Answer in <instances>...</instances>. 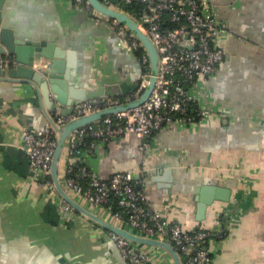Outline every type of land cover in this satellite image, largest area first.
Returning a JSON list of instances; mask_svg holds the SVG:
<instances>
[{
  "label": "crops",
  "instance_id": "0c3cea01",
  "mask_svg": "<svg viewBox=\"0 0 264 264\" xmlns=\"http://www.w3.org/2000/svg\"><path fill=\"white\" fill-rule=\"evenodd\" d=\"M2 1L3 25L16 42L46 40L63 50L61 67L72 86L103 85L117 94L137 86L142 66L136 52L98 11L71 0ZM205 1L228 32L220 36L223 59L193 90L210 113L189 124L163 125L142 147L135 135L97 140L90 152L80 149L73 159L85 161L101 178L132 172L149 207L185 230L215 227L214 216L229 214L228 234L210 242L212 264H264V0ZM46 111L59 114L47 108L34 84L0 79V264H122L107 230L76 211L60 212L53 192L29 168L22 130L43 127ZM68 158L65 141L60 179ZM69 194L121 224L104 207ZM201 195L209 201L204 213L198 211ZM135 245L148 264H175L164 248Z\"/></svg>",
  "mask_w": 264,
  "mask_h": 264
},
{
  "label": "built area",
  "instance_id": "2783aa9c",
  "mask_svg": "<svg viewBox=\"0 0 264 264\" xmlns=\"http://www.w3.org/2000/svg\"><path fill=\"white\" fill-rule=\"evenodd\" d=\"M100 1L107 7L125 12L150 39L157 51V72L153 87L144 101L134 107L103 115L68 133L69 158L60 182L67 192L77 193L92 205L104 207L128 230L166 239L177 249L181 264H212L210 242L219 241L228 234L231 225L227 223L229 214L220 212L214 216L215 227L185 230L180 223L149 207L147 196L136 185L132 172L117 170L109 177L101 178L85 161L74 160L73 156L79 150L75 149L76 146L85 137L88 138L85 149L89 152L97 140L108 141L128 135L139 138L142 147L145 139L163 125L189 124L207 116L210 109L198 101L193 90L198 79L211 75L223 59L220 36L228 33L225 24L218 17L214 5L205 0H141L145 5L135 13L123 7L133 0ZM71 2L79 8L92 9L88 0ZM108 20L116 35L136 52L142 66L139 82L128 94L103 93L97 99L75 103L66 115H53L57 125L100 108L132 100L139 96L148 82L151 75L149 56L140 39L126 24L115 18ZM21 138L20 146L26 153L29 168L39 184L57 196L56 208L60 212L76 211L57 192L50 174L57 145L54 128L47 121L37 130L24 128ZM74 161L81 163L78 177L67 175ZM111 194L116 196L119 210L112 209L109 203ZM107 232L126 264H148L147 255L137 248L134 241L114 231Z\"/></svg>",
  "mask_w": 264,
  "mask_h": 264
},
{
  "label": "water",
  "instance_id": "95a60500",
  "mask_svg": "<svg viewBox=\"0 0 264 264\" xmlns=\"http://www.w3.org/2000/svg\"><path fill=\"white\" fill-rule=\"evenodd\" d=\"M88 2L92 9L104 15L107 19L115 18L119 22L126 24L135 33L148 52L151 75L139 96L132 100L100 108L99 110L73 118L64 124H55L52 118L53 116L47 113V111L45 112L46 119L54 128L57 138V145L50 164V174L54 186L57 192L71 203L77 212L98 223L104 229L114 231L134 242L149 243L164 248L173 256L175 264H181L177 249L166 239L134 233L126 227L121 226V224L115 225L105 220L79 204L69 192L63 188L58 177V160L68 133L73 128L90 123L93 120L101 118L103 115L134 107L144 101L153 87L155 74L157 72V51L150 39L137 28L136 22L125 12L107 7L102 4L100 0H88ZM2 3L3 1L0 0V79L34 84L37 88L38 95L43 99L47 108L50 110L58 109V113L61 115H66L70 112L75 103L88 99H97L101 94L109 93L108 89H105L103 85H100L96 89H87L83 87H74L69 84L68 76L61 67L63 62L60 59L64 55V52L51 42H47L46 40H25L24 42H16L13 31L3 25L1 14ZM44 59H46V61H44ZM134 88L136 87L134 86ZM57 103H64L70 106L60 107ZM167 171L163 170V177L161 178L163 181H166L165 178L169 179L168 173L166 174ZM137 186H139L138 183ZM202 190L200 192H202ZM55 199L57 200V196ZM207 203H209L208 198H204L203 195H201L198 203L199 213H204ZM109 238L112 241L118 260L122 264H126L114 240L111 237Z\"/></svg>",
  "mask_w": 264,
  "mask_h": 264
},
{
  "label": "trees",
  "instance_id": "16d2710c",
  "mask_svg": "<svg viewBox=\"0 0 264 264\" xmlns=\"http://www.w3.org/2000/svg\"><path fill=\"white\" fill-rule=\"evenodd\" d=\"M145 5L144 1L141 0H133L132 2L123 5V7L129 11L130 13H135L137 12L142 6ZM166 13V12H164ZM88 143V138H84L82 142H80L75 149H84L86 144ZM78 150V151H79ZM77 153V152H76ZM81 165V163L79 161H74L71 164V169L70 171L67 173L68 176H74V177H78L79 176V166ZM109 203L110 205H112V209L113 210H119L120 207L117 204V200H116V196L114 195H110V199H109Z\"/></svg>",
  "mask_w": 264,
  "mask_h": 264
}]
</instances>
